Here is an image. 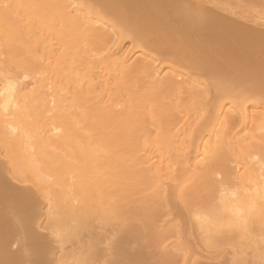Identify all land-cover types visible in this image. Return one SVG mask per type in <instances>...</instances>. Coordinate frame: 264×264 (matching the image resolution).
<instances>
[{
	"label": "bare ground",
	"instance_id": "bare-ground-1",
	"mask_svg": "<svg viewBox=\"0 0 264 264\" xmlns=\"http://www.w3.org/2000/svg\"><path fill=\"white\" fill-rule=\"evenodd\" d=\"M261 1L0 0V264H264Z\"/></svg>",
	"mask_w": 264,
	"mask_h": 264
},
{
	"label": "rangeland",
	"instance_id": "rangeland-1",
	"mask_svg": "<svg viewBox=\"0 0 264 264\" xmlns=\"http://www.w3.org/2000/svg\"><path fill=\"white\" fill-rule=\"evenodd\" d=\"M237 1H238V0H233V1L230 0V3H231V2H233V3L236 2V3L238 4L240 1H244V2H240V3L243 4V3H245V2L247 1V2H246L247 4L254 5V6H256V8L258 9V8H260L259 4L262 2L261 0H254V2H253V0H240V1H238V2H237ZM236 3H235V4H236ZM240 3H239V4H240ZM246 3H245V4H246ZM231 4H232V3H231ZM210 6H211V5H210ZM123 46H124V48L129 47V42H125V43L123 44ZM250 112H251L252 115H256V114H257V113H256L257 110H256V108H254V107H250ZM10 174H11V173H10ZM42 205H43V204H42ZM45 208H46L45 205H43V206H42V210H43V209L46 210ZM44 210H43V212H46V211H44ZM42 219H43V220H42ZM45 219H46V215H45V218H44V215H43V218H41V223H40V226H42L44 229H45V227H46V226H44V225H46V224H45V223H46L45 221H47V219H46V220H45ZM44 222H45V223H44ZM43 224H44V225H43ZM191 227H192V229H193V228H196V227H194V226H191ZM43 228H41V230H43ZM189 228H190V227H188V229H189ZM188 229H187L186 232H185L186 234H187V231L189 232L190 230H192L191 228H190L189 230H188ZM195 230H196V229H195ZM195 230H192L191 232H192V233H195ZM193 231H194V232H193ZM45 232H46V231H45ZM45 232L42 231L43 234H44ZM191 232H189L187 235L185 234V237L189 239V237H191V234H190ZM196 232H197V230H196ZM198 232H199V231H198ZM105 233H106V232H105ZM45 234H46V233H45ZM45 234H44V235H45ZM195 234H197V233H195ZM199 234H200V232H199ZM188 235H189V236H188ZM197 235H198V234H197ZM197 235H195V239H194V237H191V239H189V241L191 242V241H192V238H193V240H197V239L200 237V236H199V237H196ZM219 235L222 236V234H219ZM192 236H194V235L192 234ZM186 238H184V239H186ZM186 240H187V239H186ZM200 240H201V237L199 238L198 241H196V242H198L196 245H195L196 242L194 243V245H195L194 248H196L197 250L195 251V249L193 248V250H194L195 252L192 253V254H194V255H195L196 252H197L196 254H199V253H200V254H201V253L203 254V255H202V254H201V255H200V254L198 255V256H199V260H197L198 258L195 259V257H197V255H196V256L193 255V256H194V258L192 257L193 260H197V261H198V264H200V263H202V262H203V264H206L205 261L207 262V264H214V263H213L214 261H215V264H216V263H217V264H220V263H222V264L224 263V264H225L227 261H229L228 259H230V258L232 257V249H231L229 246H226V247H224V254H223V255H225V254L227 255V254H228V255L226 256V262L223 261V260H221L222 262H220V259H221V257H223V256H221V257L218 258V259H210V260H209V258H207V260H206V259L203 258V257H201V258H202V259H201L200 256H204V254H205L206 257H207V256L209 257V255H210L209 253H211V252H210L211 250H209V249H207V248H204V247H205L204 244H203L204 247H202V245H201L202 243L200 244V242H201ZM189 241H188L187 243H190ZM199 241H200V242H199ZM193 242H194V241H192L191 244H193ZM104 243H105V242H104ZM104 243L101 244V246H102L101 249H102V250L105 249V250L103 251V254L107 255L109 249H108V251H107V250H106L107 248L105 247V245H106V243L108 244V242H106L105 244H104ZM52 244H54L55 248H57V247H56L57 244H55L53 241H52ZM191 244H188V245H191ZM198 244H200L201 247H202L205 251H204V250L201 251L200 249H198V248H197V247L199 246ZM103 245H104L105 248H103ZM197 245H198V246H197ZM106 246H107V245H106ZM191 246L193 247V245H191ZM191 246H190V247H191ZM107 247H109V245H108ZM199 247H200V246H199ZM109 248H110V247H109ZM191 250H192V249H191ZM206 250H207L209 253H208ZM55 251H56V253L54 254V256H55L57 253L60 252V248H58V250H54V252H55ZM105 251H106V252H105ZM200 251H201V252H200ZM106 253H107V254H106ZM207 253H208V254H207ZM109 254H110V252H109ZM109 254H108V255H109ZM206 254H207V255H206ZM57 255H58V254H57ZM108 257H109V256H108ZM227 257H229V258H227ZM224 258H225V256L223 257V259H224ZM200 259H201V260L205 259V261H204V260H203V261H200ZM258 260H260V259H258ZM258 260H255V262L257 261V263L260 264V262H261L262 259H261L260 261H258ZM197 261H196V262H197ZM230 261H231V259H230ZM230 261H229V262H230ZM263 261H264V260H263ZM193 262H194V261H193ZM193 262H192V263H193ZM196 262H195V263H196ZM56 264H57V263H56ZM193 264H194V263H193ZM253 264H254V263H253ZM255 264H256V263H255ZM261 264H262V263H261Z\"/></svg>",
	"mask_w": 264,
	"mask_h": 264
}]
</instances>
